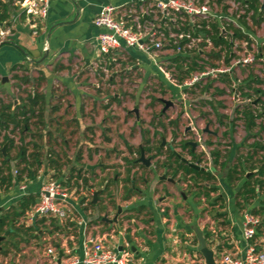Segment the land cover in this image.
<instances>
[{"label": "rangeland", "instance_id": "1", "mask_svg": "<svg viewBox=\"0 0 264 264\" xmlns=\"http://www.w3.org/2000/svg\"><path fill=\"white\" fill-rule=\"evenodd\" d=\"M260 2L264 4V0ZM247 21L246 34L242 37H232L233 52L236 58H251L252 60L240 67L233 65L231 73L211 75L191 88L170 86L171 84L166 82L153 64L148 70L142 66L138 67L130 55L124 52L118 54L115 52L111 62L107 57L96 58L92 65H88V69L82 68L83 61L78 62L77 67L71 62L72 65H69L66 79L71 77L73 80L90 83L86 89L88 95L84 98V111L85 117L91 119V122L89 120L85 126V136L82 139L85 142L81 144L80 139L71 138V140L75 139L73 143L76 144L73 145L74 149L69 147L68 152L55 153L53 146H44L42 138L45 134L44 129H48L44 127L48 122L40 123L36 117L30 120V123L35 124L29 132L24 133L20 128L12 129L13 126H10L8 129L1 130L0 136L8 134L14 138L17 151L21 145H24L28 153H32L35 148L45 149L44 153L50 152V159L53 160L51 164L56 168L59 166L61 168L60 172L54 171L51 177L53 179H60L59 175L63 173V169L65 170V164L69 169L73 159L79 156L85 158L83 153L90 158H93V154L98 155L97 162H103L105 166L93 177L83 170V178H89L87 185L83 180L71 177L77 174V172H72V168L68 174V178L71 177L70 181L68 180L70 182L68 187L79 197L78 202L71 201V203L75 206L82 205V209L86 212L91 210L92 216H96L92 221L97 224L101 223L102 212L109 211V215L113 214L118 203H124L131 196L139 195L133 189L131 182L143 191H149L151 186L155 189L159 186L158 189L163 195V187H167L169 183L166 178L161 179L160 177L167 176L168 170L161 165L165 161V156L157 154L158 147L160 144L167 147L172 145L178 152L190 159L188 150L182 149L180 145L187 140L197 141L200 134L201 142L206 144V150L197 147L201 156L200 165L218 175V178L206 182L209 187L217 189L211 192L213 199H208L207 196L204 199L202 197L200 206L204 211L220 209L223 201L215 202V198L228 184L225 179H227L229 167L240 160L245 162V159L255 167L264 164V149L255 145L256 143L264 145V117L258 118L259 126L247 134L244 117L239 112L250 101L259 110L262 109L264 103V10L262 13H251ZM225 47L221 45L211 49V54L220 51V56H209L205 64L220 63L224 67L222 61L225 58L222 55L226 52ZM162 57L165 56L162 55ZM198 60L204 61V58L200 57ZM148 64L146 63L145 67ZM170 65L175 68L170 74L176 78L178 84L189 78L175 64ZM92 83L97 84L98 87ZM31 84L25 82L26 86L21 88L24 95L32 93ZM20 92L13 90L11 94L4 97L12 101L16 96H23ZM244 93L251 94V98L244 96ZM95 96L100 101L96 100ZM164 100L173 101V105L165 111H163ZM258 101L261 102L258 103ZM99 117L100 119H97ZM205 129L210 132H203ZM198 131L201 133L198 134ZM139 144L153 147L150 154L146 153V157L152 160L150 167L144 166L142 162L134 166L135 168L132 167L140 155L135 150L131 153L129 145L136 148ZM215 149L220 151V163L224 161L227 163L225 168L214 164L215 156L211 154V151ZM18 163L14 170L18 169L21 175L27 176L29 167L21 161ZM81 163L84 165L87 161ZM30 168L36 169L38 174H41L36 164H31ZM5 169L4 166L2 171ZM128 169H131L130 174ZM113 177H117L116 182L113 181ZM130 177L133 180L128 182L127 178ZM178 178L187 180V184L181 180L178 185L179 192L183 191L185 195L190 196L195 189V186L192 188L195 182L193 177L188 175L185 178L183 174H180ZM242 181L231 185L236 192ZM200 182L204 183V181ZM106 184L108 187L100 195L99 201L91 202L92 191L101 187L105 189ZM259 193L264 194V189ZM237 198L241 204L244 203L240 200L241 197ZM179 199L183 200L181 196ZM74 214L69 212L70 216H67V220L65 219L62 224L52 217L41 218V222L50 221L55 226L64 225L66 230L61 229L60 226L54 227L57 231L55 236L35 239L24 234L19 243H17L18 239L12 241L9 238L0 264H36L35 262L27 263V257H39L38 264H47L46 254L49 247H54L65 239L68 246L73 245L75 238H69V236L76 233V225L70 220ZM17 227L22 232H26L25 222L19 221Z\"/></svg>", "mask_w": 264, "mask_h": 264}, {"label": "crops", "instance_id": "2", "mask_svg": "<svg viewBox=\"0 0 264 264\" xmlns=\"http://www.w3.org/2000/svg\"><path fill=\"white\" fill-rule=\"evenodd\" d=\"M0 1L4 4L1 7L0 15L6 13L8 16L4 20H10L14 24L13 35L0 46V98L4 103L12 105V111L18 105L28 103V94L24 95L21 88L26 86L25 79H29L30 83L27 82V84L32 82L30 91L39 95V103L34 106L35 112L32 114V118H38L40 123L48 122L44 126L48 127V129H44L45 134L42 138L44 146H53L55 153L68 152L69 147L75 148L73 145L76 143L73 142L76 138L80 139L81 144L85 142L82 141L85 136V126L89 120L91 122V119L85 117L84 111V98L88 95L86 89L90 83L73 80L71 77L66 79L69 65H72L71 62H73V65L77 67L78 62L83 61L82 68L88 69V65H92L96 58L107 57L110 61L114 59L112 58L114 53L105 56L99 53L96 36L101 29L94 25L93 19L103 6L120 5L130 0H51L47 17L36 21V27H33L32 21L27 20L25 15L20 13L17 0ZM46 45H48V49H45ZM119 52L128 53L138 67L142 66L148 70L153 64L143 52L138 50L117 51L116 54ZM146 63L149 64L145 67ZM153 66L155 65L153 64ZM157 70L162 74L159 69ZM4 77H7L6 81H3ZM166 82L168 83L167 80ZM92 84L98 87L97 84ZM13 90L21 91L20 94L23 96H16L12 101H9L4 96L11 94ZM95 99L99 100L97 96ZM21 109L16 110L19 112ZM19 117L21 116L19 115ZM34 124L30 123V127L23 132H29ZM205 132L210 131L206 130ZM246 133L248 134L247 130ZM73 137L75 139L71 140ZM3 141L4 136L2 135L0 136V152H2L0 167L3 169L5 166L6 169L0 172V220L1 216L8 215L12 219L14 207L18 206L19 199L25 194L39 192L42 184L50 179L55 171L54 166L49 163L48 154L44 153L45 149L42 148L40 151L44 155L40 162H33L37 168L39 167L41 174L32 168L35 171L32 172L33 176L22 174L21 179L17 180L14 185H9L8 182L2 183V177L9 173L8 165L13 173L14 167L20 161L15 146H9L7 151V143ZM197 142L200 149L206 150L205 143L200 142L198 138ZM141 146L143 148V145H138L139 148ZM3 147H5V152L2 150ZM82 155L85 158L79 156L77 159H73L69 169L66 164L64 165L65 170L63 169L61 174L63 179L67 181L71 168L78 169L85 166V169L89 170V174L93 177L105 166V163L97 162L98 155L96 154H93V158L86 157L84 153ZM5 158H7V162L2 165ZM82 161H87V163L83 165ZM95 164L97 166L94 170L87 168V165ZM244 165L249 169L251 163L245 159ZM256 171L257 169L248 170L247 173L251 174ZM214 175L218 178L217 174ZM132 180V177L127 178L128 182ZM181 180L180 178H176L174 181L167 179L169 185L163 187V195L158 189L159 186L156 189L151 186L149 191H143L136 187L134 182H131L133 189L139 195L131 196L124 203H118L113 214L109 215V211L102 212L101 223L97 224L92 221L96 216H92L91 210L86 212L85 209H82V205H73L70 213L75 214L70 217V220L76 225V233L70 234L69 238H75L72 245L74 253L82 255V241L87 234H91L101 237L107 246L115 252L122 249L128 250L132 255L131 264H155L157 262L163 264H204L206 261L198 249L199 239L195 231V228L198 227L203 231L209 247L214 250L215 254L221 249H227L237 255H242L247 244L243 236V214L245 211L264 206V194L258 193L257 196L248 200L244 198L242 200L244 203L241 204L237 197L242 183L237 187V192L227 184L219 194L222 196V208L204 211L201 209L200 199L202 197L204 199L205 195L197 196L193 191L190 196H187L183 191L179 192L178 185ZM113 181L116 182L117 177H113ZM182 182L187 184L185 180ZM22 183L26 184L25 191L19 187ZM98 190L96 202H93L94 191L91 190L93 192L91 202L93 203H97L100 195L104 192L102 187ZM167 192L168 195H166ZM179 196L183 200L179 199ZM208 199L212 200L213 197L210 196ZM118 206H122L123 210L117 223H110L102 219L104 215L110 219L113 218L118 211ZM218 213L220 215L215 216ZM93 215L96 214L93 213ZM258 215L262 217V224L257 229L256 238L264 246V214ZM41 218L43 217L30 220L25 215L17 218L16 228L19 221L25 222L27 225L26 232L18 230L17 243L24 234L35 239H43L46 236H55L57 231L54 227L60 226L61 229L66 230L64 225L55 226L50 221L41 222ZM59 221L61 222L59 224H62L63 221ZM11 226L12 221L7 223L3 230L0 229V235H4L9 230V234L1 242L0 261L7 246V240L11 238L10 233L13 230ZM127 235L131 242L126 238ZM66 245L67 240L65 239L54 247L61 252L66 248ZM38 261L39 257H27L26 259L27 263L38 264Z\"/></svg>", "mask_w": 264, "mask_h": 264}, {"label": "built area", "instance_id": "3", "mask_svg": "<svg viewBox=\"0 0 264 264\" xmlns=\"http://www.w3.org/2000/svg\"><path fill=\"white\" fill-rule=\"evenodd\" d=\"M16 3L20 13L32 21L33 27H36V21L47 17L51 6V0H17ZM251 13L253 11L247 13V3L244 0H130L120 5L108 4L93 19L94 25L101 29L96 36V46L102 56L129 49L143 52L162 72L168 83L191 88L211 75L231 73L233 65L240 67L252 60L233 56L227 63L225 52L222 55L225 58L222 61L224 67L220 63L205 64L210 58V50L215 47L210 34L213 33V23L216 22L221 34L230 39L234 35L231 27L246 34L245 26ZM13 29L14 24L10 20L0 21V46L10 39ZM45 49H48V45ZM178 55L190 57L189 59L197 57L199 64L189 78L180 84L170 74L175 69L170 65L175 64L172 58ZM200 57L204 61L198 60ZM203 65L204 68L201 69ZM198 139L201 142L200 135ZM13 175H19L17 169L13 170ZM65 181L66 179L50 178L44 182L39 190V201L26 211V218L66 219L73 208L71 201L78 202L79 197L75 191H70ZM19 187L26 190L25 183ZM261 224L260 215L245 211L243 236L247 244L244 253L237 255L221 249L215 254L216 264H264V246L256 238ZM62 253L60 255L56 247H49L47 264H131L132 260L128 250L115 252L101 237L91 234H87L82 241V255L75 254L73 247L68 245Z\"/></svg>", "mask_w": 264, "mask_h": 264}, {"label": "trees", "instance_id": "4", "mask_svg": "<svg viewBox=\"0 0 264 264\" xmlns=\"http://www.w3.org/2000/svg\"><path fill=\"white\" fill-rule=\"evenodd\" d=\"M245 3H247V13L253 11V13H259V12H263L264 10V4L260 2V0H244ZM3 2L0 1V10L1 7L3 6ZM8 15H6V13H2L0 15V19L4 20L7 18ZM213 28V33L211 34V38L213 39L214 45L215 46H221V45H225V49L226 50V62L229 63L230 60L233 58L234 56V52H233V40L232 38H228L225 37L224 35L221 34L220 32V28L218 27V24L215 22L212 25ZM230 28V27H229ZM233 29L234 35L232 37H242V35L244 36V34H242V32L240 31V29L236 28V27H231ZM211 57L214 56H220V51L218 53H210ZM190 57H186V56H182V55H178L172 58V61L175 63V65L177 66L178 69H180L187 77H189L191 75V73L197 69L198 67V63L196 61L197 57H193L191 59H189ZM189 59V60H188ZM189 61V62H188ZM111 62V61H110ZM212 65H215L214 63H212ZM201 69L204 68V65L200 67ZM26 82H29V79H25ZM256 91H259L258 89H256ZM244 96L251 98V94L249 93H244ZM39 95L37 93H31L28 94V103L26 104H22V105H18L16 109H20L22 108L19 112H17L16 109H14L13 111L11 110L12 105L11 104H6L4 103L3 99L0 98V131L3 129H8L10 126H13L12 129H17L20 128L22 131H25L26 129H28L30 127V120L32 119V114H34V106L37 105L39 103ZM261 101H258V103H260ZM240 114H242V116L244 117L245 120V126H246V130L248 132H251L254 128H256L258 125V118H263L264 117V103H263V107L262 109H257L256 106L253 105V103L250 101L249 103H247L246 105H244L242 107V109L239 111ZM19 115L21 117H19ZM4 143H7V151L9 146H15V139L10 137L8 134L4 135ZM211 144V143H210ZM181 145L183 146L184 149L186 148H190V144H188L186 141L181 143ZM256 146H260L261 148L264 149V145H261L259 143L255 144ZM145 153H150L153 150V147L150 146H143ZM129 149L130 152L133 153L134 150L140 154L141 153V148L136 147L134 148L132 145H129ZM163 147H158L157 150V154H162L163 153ZM2 154V152H0ZM46 154H48V160L50 165L51 164V160L50 159V152H46ZM189 154L191 155V158L193 161L197 162L198 164L201 161V157L200 154H198L195 151L190 150ZM211 154L215 156V158H213V162L215 165H221L223 168L226 167L227 163L221 162L219 161V157H220V151L215 149L213 151H211ZM18 155L20 157V161L22 163H24L26 166L29 167L28 170V175L29 176H33L32 172L33 171L30 168V165L33 164V162L39 163L41 160V157L44 155V153H42L40 151V149L35 148L34 151L32 153H28V149L26 146L21 145L19 147V151H18ZM175 157V159H173ZM167 161H164L161 163V165L163 167L167 168V176H172L174 178H177V176H179L180 172L181 174H183L185 176V178L190 175L193 177L194 185L192 186V188H194V192L197 196H202L205 195L207 196V198H209L211 196V192L216 191V187H209V185L207 184L208 182H210V180H214L216 179L214 173L212 171H209L207 169H197L196 167L192 166L191 164L187 163L186 161H182L177 154L170 148L167 151ZM33 160V161H31ZM136 162H134V164L132 165V167L137 166L139 164L138 160H135ZM7 162V158H5V160L2 162L4 165ZM53 162V160H52ZM161 165H157V166H161ZM53 166V165H52ZM55 168V170H57L58 172L61 171L60 166L58 168H56L55 166L53 167ZM257 169V171L255 173H251L248 174L247 171L248 170H255ZM8 170V174L5 175L4 177H2L1 181L2 183H7L9 185H14L16 183V181L21 179V174L19 172V175L17 177H15L11 171V167L10 165H8L7 167ZM83 170H85L86 173H90L89 170L85 169L84 167L81 168H72V172H77L76 175H71L72 178H76L77 180H83L85 182V184H88L89 178H83L82 172ZM0 172H2V169L0 167ZM128 172H131V169H128ZM172 173L171 175L169 173ZM61 179L62 175H59ZM70 178H67V181H65L64 183L69 185V181ZM69 180V181H68ZM185 182H187L186 179H184ZM242 181V184L240 186V189L238 191V196L241 197V200H243L244 198H247V200L249 199V197L253 196H257L259 191L264 189V164H262L259 167H255V166H249V169H246V165H244V162H242L241 160L238 161V163H234L233 166L229 167L228 169V174H227V181L228 184L234 185L236 182L238 181ZM200 181H204V183H201ZM207 182V183H206ZM108 187V184H106V188L103 189V191H105ZM102 191V192H103ZM218 200H222V196H218L215 198V202ZM39 201V192H31L28 194L23 195L19 201H18V206L14 207V215L13 218L10 219L11 217L8 216H1V220H0V229L3 230L4 226L9 223L10 221H12V226L13 230L10 233L11 234V238L16 240V237L18 236V230H20L19 227L16 228L15 223L17 222V218L25 215L26 211L29 210L33 205H35L37 202ZM264 202V200H263ZM223 205V204H222ZM252 213L255 214H264V206L256 209H251ZM220 215V213L216 214L215 216ZM13 220H15L13 222ZM264 222V219H263ZM15 230V231H14Z\"/></svg>", "mask_w": 264, "mask_h": 264}, {"label": "water", "instance_id": "5", "mask_svg": "<svg viewBox=\"0 0 264 264\" xmlns=\"http://www.w3.org/2000/svg\"><path fill=\"white\" fill-rule=\"evenodd\" d=\"M7 80V77H4L3 81H6ZM165 101V107L163 109V111L167 110V108L171 105H173V102L171 100H164ZM208 130V129H206ZM190 143H192L194 146L197 144L196 142H193L191 141ZM2 150L5 152V147L2 148ZM184 160H186L187 162H189L188 159L184 158ZM139 162H142L143 164L149 166L151 165V159L150 158H147L146 157V153H145V150L144 148H142L141 146V153H140V157L138 159ZM194 167H196L197 169H201V166L199 165H196V164H193L191 163ZM97 165H87V168L88 169H92L94 170V168L96 167ZM203 169V167H202ZM250 174V173H248ZM166 178L164 175L161 176V179H164ZM170 181H174V179L170 178L168 179ZM98 193H99V190L97 191H94V200L93 202H96L97 200V197H98ZM169 193L167 192L166 195H168ZM124 209H126V207H124ZM122 210H123V207L122 206H118V211L116 213V215L113 217V218H108L107 215H104L102 217L103 220H106V221H109L110 223H117L119 221V215L122 213ZM195 231L197 233V237L199 239V245H198V249L201 251V253L203 254L204 258H205V261L207 264H216L215 262V252L212 248L209 247L208 243H207V240L203 234V231H201L198 227L195 228ZM9 234V230H7L5 232L4 235H0V249H1V242L2 240ZM126 238L128 239L129 242H131V239L129 237V235L126 236ZM62 251L60 252V255H62Z\"/></svg>", "mask_w": 264, "mask_h": 264}, {"label": "flooded vegetation", "instance_id": "6", "mask_svg": "<svg viewBox=\"0 0 264 264\" xmlns=\"http://www.w3.org/2000/svg\"><path fill=\"white\" fill-rule=\"evenodd\" d=\"M219 116H220V114H218ZM206 131V129L203 131V132H205ZM198 133H201V131H198ZM188 144H190V148H186V150H188V154H189V151L190 150H192V151H195V152H197L198 153V151H197V147L199 146V143L197 142V141H193V142H196L197 144L194 146L192 143H190L191 141L190 140H187L186 141ZM181 147H182V149H184L183 148V146L182 145H180ZM159 147H163V153L162 154H159V155H164L165 156V161H167L168 160V158H167V151L171 148L176 154H177V156L182 160V161H186V160H184V158H186L182 153H180V152H178L177 150H176V148L175 147H173L172 145H170V146H163V144H160V146ZM153 151V150H152ZM151 153V152H150ZM150 153H148V154H150ZM199 154V153H198ZM140 155V154H139ZM189 156H190V159H188V158H186V159H188L189 160V162H187V163H189V164H191V163H193V164H196V165H199V166H201L200 165V163L198 164L197 162H195V161H193L192 160V158H191V155L189 154ZM139 157L140 156H138V158L136 159V160H138L139 159ZM201 157V156H200ZM173 159H175V157L173 158ZM152 161V160H151ZM201 162V161H200ZM192 165V164H191ZM193 166V165H192ZM166 168V167H165ZM201 168H202V166H201ZM167 169V168H166ZM203 169H205L204 167H203ZM208 170V169H207ZM180 174H181V172H180ZM179 174V175H180ZM166 177V179H170V178H172V179H176V178H174V177H172V176H165Z\"/></svg>", "mask_w": 264, "mask_h": 264}]
</instances>
